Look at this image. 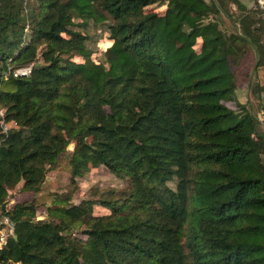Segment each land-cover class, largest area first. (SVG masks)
Returning <instances> with one entry per match:
<instances>
[{"label":"trees","instance_id":"16d2710c","mask_svg":"<svg viewBox=\"0 0 264 264\" xmlns=\"http://www.w3.org/2000/svg\"><path fill=\"white\" fill-rule=\"evenodd\" d=\"M63 160L73 188L39 220ZM101 167L124 188L75 204ZM18 187L32 200L3 210ZM4 216L17 240L0 264H264V6L0 0Z\"/></svg>","mask_w":264,"mask_h":264},{"label":"rangeland","instance_id":"374dc122","mask_svg":"<svg viewBox=\"0 0 264 264\" xmlns=\"http://www.w3.org/2000/svg\"><path fill=\"white\" fill-rule=\"evenodd\" d=\"M250 6L254 5V0H245ZM262 6H264V1L259 0ZM90 36L93 38L92 42H90L88 45L91 49L95 50V57L100 58L102 56V53L107 49V47L110 45L108 42L107 35L100 27L95 26L94 24H91V27L88 29ZM77 61H81L80 58L77 59ZM23 73L26 72L25 70L22 71ZM240 93L242 99L249 100L252 104V106H255L252 98L250 89H248L246 86L243 87ZM262 114L258 117V119L262 122ZM73 147L70 148L72 150ZM124 182L120 179L113 176L106 168L101 167L96 170H92L90 173L86 174L82 178H78V186L79 189L76 192L74 196L73 202L75 204H79L82 200L88 199L91 197V194L94 192V190H105L108 188H117L122 189L124 188ZM73 188V185L71 184L70 180V173H69V166L68 163L63 160L60 163V166L57 170L52 171L47 176V180L43 186V193L39 195L33 202H37L39 204L38 208V216L39 220L43 219L44 214H46V203H49L48 194L53 192H68ZM31 195H27L21 192V187L16 188L12 192H10V195L8 197V201L6 206L8 208L13 207L17 203H22L24 201L32 200ZM95 214L98 216L108 214V211L101 208L96 207L95 208Z\"/></svg>","mask_w":264,"mask_h":264},{"label":"built area","instance_id":"2783aa9c","mask_svg":"<svg viewBox=\"0 0 264 264\" xmlns=\"http://www.w3.org/2000/svg\"><path fill=\"white\" fill-rule=\"evenodd\" d=\"M26 73L27 71L23 74ZM15 236V223L13 220L9 216L2 217L0 219V251L4 250Z\"/></svg>","mask_w":264,"mask_h":264},{"label":"water","instance_id":"95a60500","mask_svg":"<svg viewBox=\"0 0 264 264\" xmlns=\"http://www.w3.org/2000/svg\"><path fill=\"white\" fill-rule=\"evenodd\" d=\"M46 180H47V178H46ZM45 182H46V181H45ZM44 184H45V183H44ZM44 184L42 185V189H43ZM5 208H6V204L3 205V210H5ZM51 224H52V223H51ZM14 239L17 240V237L15 236Z\"/></svg>","mask_w":264,"mask_h":264}]
</instances>
